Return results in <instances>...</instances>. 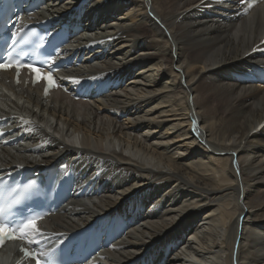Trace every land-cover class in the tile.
<instances>
[{
	"label": "bare ground",
	"instance_id": "bare-ground-1",
	"mask_svg": "<svg viewBox=\"0 0 264 264\" xmlns=\"http://www.w3.org/2000/svg\"><path fill=\"white\" fill-rule=\"evenodd\" d=\"M57 1L44 17L81 16L93 30L77 46L97 59L65 78L125 84L90 102L55 92L51 109L41 89L25 100L0 80V115L36 121L23 127L26 145L0 151V167L66 155L94 187L43 231L67 236L96 218L143 213L93 264H264V87L246 82L262 60L253 50L264 3L232 25L224 0Z\"/></svg>",
	"mask_w": 264,
	"mask_h": 264
},
{
	"label": "snow or ice",
	"instance_id": "snow-or-ice-1",
	"mask_svg": "<svg viewBox=\"0 0 264 264\" xmlns=\"http://www.w3.org/2000/svg\"><path fill=\"white\" fill-rule=\"evenodd\" d=\"M239 2L246 3L247 0H239ZM254 2H259V0L247 2L246 11L253 7ZM17 20L21 22V26L11 33V39L14 42L19 41L20 43L27 44L29 42L28 39L25 36H22L26 24L20 17H17ZM32 35H35V33H32ZM5 43L7 44V41H5ZM11 47V45H8V48ZM25 55H27V52L23 50L15 54L13 51L6 50L5 56L0 58V71H9L15 69L16 83L19 84L21 70L27 68L33 76V84H37L41 81L45 83V96L48 95L51 89L61 87V85L57 83V80L53 75V71L51 70L52 66L55 64L56 58L54 56L46 57L45 62L47 63L50 70L43 72L42 67L37 66L35 61L25 63L21 59V57ZM71 82L79 83L80 81L79 79L72 78ZM0 119H3V117H0ZM20 119L23 120V117ZM34 183L35 182H30L25 187L31 188L33 187ZM20 202V199H16L10 204L0 203V247L4 246L7 241H22L26 242L28 245L33 243L40 244L41 241L40 239H37V237H44V233L38 226V221L42 219L40 215L30 214L27 217L21 219L10 218V216L14 217V214L10 213L9 210L12 208L13 204H19ZM56 250V248H52L46 251L37 252L33 251L27 246H22L20 248V251L23 252L26 258L35 260V264H56L55 260L53 259Z\"/></svg>",
	"mask_w": 264,
	"mask_h": 264
},
{
	"label": "rangeland",
	"instance_id": "rangeland-1",
	"mask_svg": "<svg viewBox=\"0 0 264 264\" xmlns=\"http://www.w3.org/2000/svg\"><path fill=\"white\" fill-rule=\"evenodd\" d=\"M71 119H73V117L71 118ZM262 138V137H261ZM263 142V141H262Z\"/></svg>",
	"mask_w": 264,
	"mask_h": 264
}]
</instances>
